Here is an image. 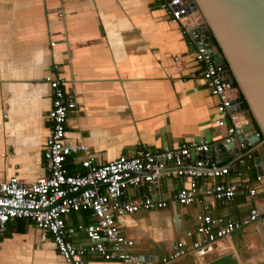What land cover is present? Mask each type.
I'll return each instance as SVG.
<instances>
[{"label":"crops","instance_id":"0c3cea01","mask_svg":"<svg viewBox=\"0 0 264 264\" xmlns=\"http://www.w3.org/2000/svg\"><path fill=\"white\" fill-rule=\"evenodd\" d=\"M50 73L61 74L65 88L75 93L67 137L84 143L95 163L141 146L176 145L191 138L217 145L226 136V128L216 123L217 98L200 75L194 48L155 0H0V180L17 176L31 182L48 174L43 150L52 92L44 77ZM261 148L256 145V157L264 155ZM83 156L69 159L68 171L83 172ZM210 156L221 163L233 159L230 147ZM249 159L238 169L233 163L226 180L255 181L257 165ZM261 171L264 175V165ZM183 182L162 179L151 191L145 186L129 189L132 196L150 195L169 203L164 210L115 217L134 241L129 250L162 264L160 258L176 248V240L189 243L196 237H187L184 230L194 227L197 213L234 218L256 206L258 219L230 235V249L201 259L185 254L165 264H264V187L254 197L239 195L229 204L201 195L200 202L182 206L172 199ZM88 216L73 212L68 220L77 224ZM87 244L77 233L75 245ZM85 260L121 264L91 253ZM0 262L66 264L51 235L41 239L27 218L8 223L0 238Z\"/></svg>","mask_w":264,"mask_h":264},{"label":"built area","instance_id":"2783aa9c","mask_svg":"<svg viewBox=\"0 0 264 264\" xmlns=\"http://www.w3.org/2000/svg\"><path fill=\"white\" fill-rule=\"evenodd\" d=\"M155 3L172 22L179 24L187 45L194 48L200 75L210 93L217 98L216 109L220 116L216 123L226 128V136L220 143L230 146L232 161L221 163L208 154L215 147L214 142L191 138L176 145L141 146L111 161L95 163L86 153L84 143L72 142L67 137L68 115L77 106L75 93L65 88V78L61 74L50 73L44 77L52 92L47 114L49 130L43 150L48 174L31 182L17 176L0 180V238L10 221L27 218L39 230L41 239L51 235L57 253L66 264H87L88 253L121 264H157L156 260L143 259L129 250L134 241L124 235L115 217L141 210H164L169 203L150 195L132 196L130 188L145 186L151 191L162 179L180 178L184 181L183 186L173 194L172 200L185 206L200 202L201 195L229 204L239 195L254 197L264 187L262 174L249 183L226 180L233 163L246 166L247 158L255 160L256 156L251 152L259 144L261 133L256 127L253 132L250 123L245 121L238 96L229 85L230 76L223 75L224 67L215 62L202 32L196 30L199 23L195 22L189 28L187 20H194L189 11L192 1L155 0ZM61 10L57 9L59 16L64 15ZM80 154L84 155L80 160L83 172H69L66 162ZM83 211L89 215L87 221L72 224L68 220L71 213ZM258 217L256 206H252L245 216L234 218L197 213L194 227L184 230L187 237H196L189 243L185 239L176 240V248L163 255L160 262L165 264L185 254L201 259L216 250L230 249V235ZM79 232L88 240L87 246L75 245V236Z\"/></svg>","mask_w":264,"mask_h":264},{"label":"water","instance_id":"95a60500","mask_svg":"<svg viewBox=\"0 0 264 264\" xmlns=\"http://www.w3.org/2000/svg\"><path fill=\"white\" fill-rule=\"evenodd\" d=\"M189 28L199 23L204 43L215 62L224 67L250 128L257 125L264 144V0H191ZM249 114V116H248ZM242 122L240 123V125ZM256 139V138H255ZM218 144L213 149H228ZM218 162L220 159H216ZM222 160V159H221ZM258 174L264 165V155L254 160ZM239 168L238 164L234 167ZM180 225V222L178 223ZM177 225V226H178ZM264 232V231H263Z\"/></svg>","mask_w":264,"mask_h":264},{"label":"trees","instance_id":"16d2710c","mask_svg":"<svg viewBox=\"0 0 264 264\" xmlns=\"http://www.w3.org/2000/svg\"><path fill=\"white\" fill-rule=\"evenodd\" d=\"M256 128H258L257 125H256ZM261 138H262V135H261ZM261 149L264 151V144L262 145V148H261ZM251 153L254 154L253 156H255V155L257 154V153H256V150H253ZM253 161H254V160H253ZM69 172L72 173L71 169H70Z\"/></svg>","mask_w":264,"mask_h":264},{"label":"rangeland","instance_id":"374dc122","mask_svg":"<svg viewBox=\"0 0 264 264\" xmlns=\"http://www.w3.org/2000/svg\"><path fill=\"white\" fill-rule=\"evenodd\" d=\"M249 160H250V161H253L251 158H250ZM249 160H248V161H249Z\"/></svg>","mask_w":264,"mask_h":264}]
</instances>
